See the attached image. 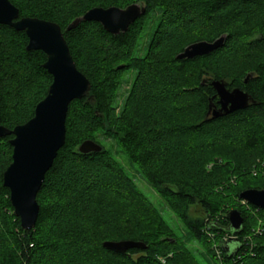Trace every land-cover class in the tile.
<instances>
[{
	"label": "trees",
	"instance_id": "obj_1",
	"mask_svg": "<svg viewBox=\"0 0 264 264\" xmlns=\"http://www.w3.org/2000/svg\"><path fill=\"white\" fill-rule=\"evenodd\" d=\"M11 2L20 18L37 17L61 26L92 90L70 105L66 143L38 193L40 213L33 229L22 228L4 185L14 136L0 137V264H201L189 247L191 241L204 248L207 261L215 260L212 264H264V225L254 235L250 215L241 210L243 229L229 230L230 210L221 213L227 197L214 192L231 173L239 179L234 196L246 189H264V0ZM133 3L147 10L125 33H110L97 21L67 30L93 8H126ZM150 24L146 55L137 56ZM224 35L225 43L210 54L177 58L192 43L214 42ZM28 43L25 31L0 25V114L9 129L34 116L53 82L43 66L47 55L27 50ZM128 70L136 75L117 114L115 98L129 80ZM214 80L247 91L258 104L213 118L210 105L219 107ZM98 134L122 146L180 218L187 229L184 237L175 234ZM87 139L103 145V150L81 153L79 147ZM251 206L264 219V209ZM194 207L202 215L194 216ZM230 237L240 245L231 257L221 247ZM125 239L143 241L147 248L117 253L103 246L105 241Z\"/></svg>",
	"mask_w": 264,
	"mask_h": 264
},
{
	"label": "water",
	"instance_id": "obj_2",
	"mask_svg": "<svg viewBox=\"0 0 264 264\" xmlns=\"http://www.w3.org/2000/svg\"><path fill=\"white\" fill-rule=\"evenodd\" d=\"M145 13L146 7L139 3H133L126 8L96 7L76 18L67 30L77 28L82 22L97 21L110 33L119 34L127 32L129 27ZM0 25L25 31L29 39L27 50L43 51L47 55V61L43 66L53 76L47 96L37 104L34 116L28 122L9 129L1 123L0 114V137L14 136L10 140L14 149L13 161L4 173V185L10 190V199L16 216L20 218L22 228L30 230L36 226L40 213L38 193L46 174L53 167L59 151L66 143L70 105L76 99L90 96L92 84L77 68L69 44L58 23L37 17L20 18L19 8L11 0H0ZM225 41L224 35L214 42L203 40L192 43L178 54L177 58L192 59L210 54ZM249 78L250 75L247 76L246 83ZM212 85L219 97L218 108L210 105L209 114H212L213 118L246 109L251 104H258V101L247 91L239 87L229 89L225 80H214ZM102 150L103 146L92 139L83 141L79 147V151L86 154ZM239 196L258 209H264V189H246ZM227 217L230 221L229 230L238 232L243 229L245 219L239 209L231 210ZM103 246L117 253H126L133 248H147V244L143 241L132 239L109 240L105 241ZM239 246L236 238L221 242L222 249L229 257L237 253Z\"/></svg>",
	"mask_w": 264,
	"mask_h": 264
},
{
	"label": "rangeland",
	"instance_id": "obj_3",
	"mask_svg": "<svg viewBox=\"0 0 264 264\" xmlns=\"http://www.w3.org/2000/svg\"><path fill=\"white\" fill-rule=\"evenodd\" d=\"M140 4L142 5V3ZM151 29H152L151 24L145 29L144 34L142 38L140 39V42L137 46V50H136L137 56L146 55V45L149 41L150 34L152 32ZM119 67H124V65H121ZM135 75H136V71L134 70H128L125 73V77L129 80L122 84V86L119 88V91L117 93V97L115 98V103H116L115 106H116L117 114H120V111L122 107L124 106V103L131 89L132 82L135 78ZM97 138L106 148H108L111 154L115 156V158L120 163L122 168L136 182L139 189L143 193H145V195L150 199V201L154 203L157 209L162 213L166 222L172 227L175 234L178 237H184L187 233V229L181 222L180 218L167 205V203L162 199L160 194L149 184V182L146 180L142 172L137 170V167L124 154L122 150V146L119 143H117L113 138H110L109 136H106L104 134H98ZM217 161L219 163H222L221 159H217ZM213 166H214V162L207 164L208 172H212ZM255 170L253 169V172H252L253 176L258 175L257 171ZM259 183L261 184V180L258 181V184ZM238 185H239L238 176L231 173L230 178L228 180H225L222 183H219L217 186H215L214 192L216 194H222L227 197V199L225 200V204L222 207L223 210L221 211V213H225L226 211H229V210L231 211L233 209H239L240 211L244 210L246 214L250 215V218H249L250 223H253L252 225L253 231L251 230V232L255 231L253 233L255 235V233H257V230L259 228H262V224L264 225V219L261 218L259 212H257L255 209L252 208L250 203L245 202L238 196H234V190L238 188ZM191 213L194 216L202 215V213H197V209L195 207L191 209ZM227 236L228 234H226L224 237H227ZM210 237L211 239L214 240L215 234L211 232ZM251 243H254V242H251ZM189 247L191 248L194 255L197 257L198 261L201 264H212L215 262V260L212 258L207 261L203 257L202 252H204V248L197 241H191V243L189 244ZM216 260L218 259L216 258Z\"/></svg>",
	"mask_w": 264,
	"mask_h": 264
},
{
	"label": "built area",
	"instance_id": "obj_4",
	"mask_svg": "<svg viewBox=\"0 0 264 264\" xmlns=\"http://www.w3.org/2000/svg\"><path fill=\"white\" fill-rule=\"evenodd\" d=\"M261 231H262V229L259 228V229L257 230V233H261ZM254 232H255V231H254ZM257 233H255V234H257ZM231 238H233V237H231ZM250 238H251V237H250ZM217 255H218L219 258H221V251H220V249L217 250Z\"/></svg>",
	"mask_w": 264,
	"mask_h": 264
},
{
	"label": "bare ground",
	"instance_id": "obj_5",
	"mask_svg": "<svg viewBox=\"0 0 264 264\" xmlns=\"http://www.w3.org/2000/svg\"><path fill=\"white\" fill-rule=\"evenodd\" d=\"M16 6V5H15ZM147 10V9H146ZM20 11V10H19ZM128 31V30H127ZM64 33V32H63ZM125 33V32H124ZM91 82V81H90ZM219 101V100H218ZM212 115V114H211ZM103 146V145H102ZM246 202V201H245ZM230 222V221H229ZM231 238V237H230Z\"/></svg>",
	"mask_w": 264,
	"mask_h": 264
}]
</instances>
